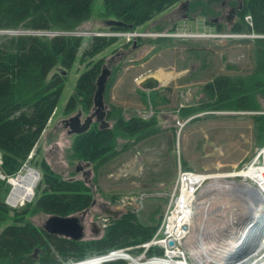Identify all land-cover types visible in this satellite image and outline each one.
<instances>
[{
    "label": "rangeland",
    "instance_id": "rangeland-1",
    "mask_svg": "<svg viewBox=\"0 0 264 264\" xmlns=\"http://www.w3.org/2000/svg\"><path fill=\"white\" fill-rule=\"evenodd\" d=\"M181 1L189 5L187 17H183L179 1L136 30L111 31L103 16V0H94L91 18L76 31L83 37L82 45L78 58L65 74L55 111L29 155L28 163L19 172L24 173L26 166L33 167L30 162L32 157L38 160L43 158L65 179L83 180L90 187L96 202L88 208L86 219L95 220L100 226L105 222L102 219L105 213L100 212L97 204L102 202L108 203V209L122 212L132 210L144 223L152 222L149 217L156 210L158 212L154 217L162 218L169 203L168 193L173 188L180 166L203 174L226 175L253 163L262 165L264 157L259 156V152L264 143L257 139L258 123L253 120V115L264 113V94H255V101L259 106L257 111L197 110V107L207 101L203 85L214 76H254L257 59L252 40L254 37H264V34L233 33L229 30L238 17L235 14L229 23L227 16L241 0ZM245 21L250 23L247 17ZM217 26L223 29L217 30ZM134 31L141 35L134 37L124 34ZM19 32L25 31H0L7 34ZM115 32L120 34H113ZM94 35L117 37L113 44L94 57V60L103 59L101 68L107 66L111 70L107 80V83H111L108 90L104 91L106 119L110 127L113 126L116 116L114 110L117 109L125 118L137 115L149 119L153 116L157 129L138 142H133L132 138L126 136H118V153L96 170L94 164L87 166L86 161L73 156L71 144L76 133H69L63 124V119L79 110L81 119L91 111L78 105L73 111L66 113L65 104L73 92L78 76L87 67V60L82 62L80 54L89 46ZM62 71L60 66H56L49 76L54 72L63 74ZM159 71L173 75L168 81H162L158 78ZM148 76L156 77L159 86L151 90L143 88L141 82ZM188 107L197 111L186 117L182 116L187 111L182 109ZM110 110L114 113L108 117ZM95 121L94 119L93 122ZM125 145L127 146L124 148ZM222 180L246 182L256 186L255 182L239 175L226 176ZM209 181L210 179L205 180L199 193ZM9 184L12 187L10 182ZM224 193H228L227 199L218 197L205 212H197L194 217L195 221L198 219L203 224L199 233L208 252L214 257V262L220 264L230 252L224 244L225 239L237 234L242 227L246 229L247 224L243 223L250 221L246 204L241 198L242 193L232 188L226 189ZM141 194L144 196L143 205L137 211ZM112 195L116 196L115 200L110 198ZM30 201L9 206L21 209ZM263 201L262 198L256 204L261 207ZM47 217L48 214L42 212L30 213V207L25 213L26 220L39 227H42ZM102 233L93 235L86 226L84 239L97 238ZM185 239L189 264H199V257L193 253L197 240ZM142 252L130 254L137 257ZM208 252L205 254L208 255ZM146 258H142V261ZM121 260L126 261V264H133L127 259ZM256 260H264V250L256 254ZM209 261L211 260H207V264Z\"/></svg>",
    "mask_w": 264,
    "mask_h": 264
},
{
    "label": "trees",
    "instance_id": "trees-1",
    "mask_svg": "<svg viewBox=\"0 0 264 264\" xmlns=\"http://www.w3.org/2000/svg\"><path fill=\"white\" fill-rule=\"evenodd\" d=\"M179 1L103 0V16L120 23L107 25L111 31H133ZM213 1L217 0H210ZM93 2L0 0V31H25L0 33V153L2 170L7 177H15L28 163L29 155L55 111L65 74L78 58L83 41V37L74 32L91 18ZM236 9L238 20L231 25V32L264 34V0H241V7ZM246 16L251 23L245 21ZM46 32L53 34H42ZM116 40L115 36L94 35L82 51L80 60H87V67L74 84L65 104L66 113L78 105L86 111L91 109L95 81L103 63L102 58L94 60V57ZM252 41L257 59L254 76H214L203 85L207 101L197 110H259L255 94H264V37H254ZM56 66L61 67L63 74L54 72L49 76ZM185 110L181 114L185 117L197 111L190 107L182 109ZM114 111L112 127L100 129L94 124L88 131L77 134L71 144L73 156L94 164L95 170L118 153V136L138 142L157 130L153 116L149 119L137 115L125 118L117 109ZM112 113L108 111V117ZM253 120L258 123L257 139L264 143V113L253 115ZM30 162L38 169L40 178L32 200L21 209L5 203L11 185L6 178H0V264H66L128 247H132L129 253H138L143 248L136 246L149 241L155 234L161 221V217H154L158 210L149 217L151 223L140 221L137 213L126 210L119 217L111 218L102 235L93 239L74 241L47 233L26 220L28 207L30 213L67 216L88 209L93 195L83 180L65 179L43 158L32 157ZM110 198L115 200L116 196ZM146 254L162 255L163 251L151 246ZM102 264H126V261L120 259Z\"/></svg>",
    "mask_w": 264,
    "mask_h": 264
},
{
    "label": "bare ground",
    "instance_id": "bare-ground-1",
    "mask_svg": "<svg viewBox=\"0 0 264 264\" xmlns=\"http://www.w3.org/2000/svg\"><path fill=\"white\" fill-rule=\"evenodd\" d=\"M172 75L173 74L170 72L159 71L158 78L162 81H168ZM261 155L264 157V147L262 151L259 152V156ZM235 175L242 176L243 178L255 182L256 186L246 182H227L222 180L226 176L230 177ZM202 179H210L209 183L205 185L204 190L196 194H191L187 191L181 199L177 201V208L174 215V219L176 220V231L179 232L181 226L185 224L187 227V230H184V232H186L185 238H194L197 240V245L193 246L195 247V252L193 253H196V256L199 257V264H206L207 260H211L212 263L216 262H214V257L208 252L207 246L201 239L199 230L202 229L203 224L198 219L195 221V213L205 212L208 206H211L213 201L218 197L227 199L228 193L226 194L224 191L229 188H232V190L237 189L239 193H242L241 198L246 204L250 221L246 229L241 228L237 234L233 236L230 235V237L227 238L228 240L225 239L224 244L228 246L227 249L231 250L241 246L240 252L244 253L234 261H227L226 264H264V260H256V254L264 249V201L261 207L256 204L258 201H262V198L264 199V159L262 165L253 163L247 168L238 171L234 170L226 175L205 174L199 177V180ZM38 181L39 173L30 166H26L24 173H19L17 176L10 179L12 187L7 197L8 203L11 206H17L26 201H30L34 196V188ZM194 209L196 211H194ZM184 241L185 243L187 242L186 239H184ZM206 252H208V255L205 254ZM108 254L109 255L105 257L92 256L83 261H77L78 263L76 264H102L104 262L120 259L132 260L133 264H184L182 261H174L175 259L172 258V253H170V258L163 254L157 258H146L145 261H142L141 256L136 257L132 254L128 255L126 251H110Z\"/></svg>",
    "mask_w": 264,
    "mask_h": 264
},
{
    "label": "built area",
    "instance_id": "built-area-1",
    "mask_svg": "<svg viewBox=\"0 0 264 264\" xmlns=\"http://www.w3.org/2000/svg\"><path fill=\"white\" fill-rule=\"evenodd\" d=\"M250 18V17H247ZM249 20V19H248ZM115 35L120 34L119 32L113 33ZM127 36H139L141 33H138L136 31L124 33ZM137 34V35H135ZM114 36V35H113ZM246 168V167H245ZM244 169V168H243ZM205 174L194 172L190 169L182 168L181 166L177 169L176 178L174 181V185L172 190L168 193L169 195V203L167 205V209L165 213L163 214V217L161 218L160 224L153 235V237L145 242L142 243L136 247H142L143 252L140 255L142 258H146L147 250L151 246H157L162 251L164 256L170 258V253H172V258H174L176 262L182 261L184 264H189L187 260V246L184 241L185 234L184 230H187V227L185 224H183L180 228V231L177 232L175 228V222L174 219L175 211L177 208V201L181 199V197L189 191L191 194L198 193L199 189L203 186L205 179L199 180V177L203 176ZM0 178L1 179H7L10 181L11 177H7L2 170V157L0 153ZM143 194H141L140 200L137 202L136 210L138 211L143 203L142 198ZM243 224H247L248 226L249 221H245ZM244 226V225H242ZM243 228V227H242ZM182 233V234H181ZM172 240L173 244L170 245L169 241ZM132 247H128L127 249H130ZM241 246H238L237 248L231 249L228 255L223 258L224 260L221 262V264H226L227 261H234L235 259L239 258V256L243 255L244 253L240 252ZM264 250V249H262ZM116 251V250H115ZM261 251V250H260ZM114 252V251H111ZM162 254V255H163ZM160 255H152L148 256V258H157ZM211 263V261H209ZM209 263V264H210ZM207 264V263H206ZM213 264V263H212ZM220 264V263H216Z\"/></svg>",
    "mask_w": 264,
    "mask_h": 264
},
{
    "label": "water",
    "instance_id": "water-1",
    "mask_svg": "<svg viewBox=\"0 0 264 264\" xmlns=\"http://www.w3.org/2000/svg\"><path fill=\"white\" fill-rule=\"evenodd\" d=\"M240 7H241V2L238 4L236 8H240ZM236 8L235 7L232 8L231 14L227 16L229 23H231L232 17L237 12ZM105 22L107 25L120 24L119 22L113 19H105ZM74 34L81 35V33L78 32H74ZM110 74H111V70L109 69V67L103 66L101 68V71L98 74L95 81L96 89L93 95V105L90 113L86 116L84 122L80 124L81 110H79L75 115H72L64 120L66 122V126L69 127L68 130L69 133L81 134L83 132L88 131L94 119L99 123L98 126L100 129L110 127V123L106 119L107 105L104 103V91L106 89V83ZM141 86L147 90H151L159 86V80L154 76H148L141 82ZM89 164L90 162L86 163L87 166ZM34 170L37 173H39L36 169ZM77 170H80V167H77ZM5 203H8L7 199L5 200ZM93 203H95V201H93ZM106 214L112 215L113 217L116 218L118 213L116 211H107ZM41 228L47 233L66 237L74 241L82 240L84 238V227L80 222L78 213L67 216L49 214L47 219L45 220V223L42 225ZM98 233L99 231H96V235ZM169 244L172 245L173 241L170 240ZM116 251H124V249H118ZM108 253L95 257H105L109 255ZM78 262H75L74 264ZM130 262L132 263L133 261L131 260Z\"/></svg>",
    "mask_w": 264,
    "mask_h": 264
},
{
    "label": "flooded vegetation",
    "instance_id": "flooded-vegetation-1",
    "mask_svg": "<svg viewBox=\"0 0 264 264\" xmlns=\"http://www.w3.org/2000/svg\"><path fill=\"white\" fill-rule=\"evenodd\" d=\"M179 5V7L181 8V9H183L182 10V13H183V17H187V15H188V10H189V5L187 6V3H185V2H183V1H180L179 3H178ZM77 113V112H76ZM75 113V114H76ZM74 114V115H75ZM72 116V115H71ZM70 117V116H69ZM68 117V118H69ZM107 117V116H106ZM85 118L86 117H84L83 119H81V116H80V124H82L83 122H84V120H85ZM65 119H67V118H65ZM65 119H63V124H64V126L65 127H67L68 129H67V131L69 130V127L68 126H66V122L64 121ZM94 124H99L97 121H95V122H93L92 124H91V126L92 125H94ZM90 126V127H91ZM99 127V126H98ZM90 129V128H89ZM84 133V132H83ZM76 135H77V133H76ZM93 201H94V199H93ZM93 201H92V204L91 205H95L96 204V202L95 203H93ZM106 205H108V203L107 202H102V203H98L97 204V206L99 207V209H100V212L101 213H105V217L104 218H102L105 222H103L102 223V225L100 226L98 223H96V221L95 220H90V221H88L86 218V216H87V212H88V209H86L85 211H83V213H82V211L81 212H78V214H79V218H80V222H81V224L83 225V227H84V236H85V228H86V226H87V228L90 230V232L93 234V235H96V231H99V233L101 234V232H103V230H104V228H105V226L107 225V223L109 222V220L111 219V218H115V217H113L112 215H107L106 214V212L107 211H116L118 214H117V217H119L123 212L122 211H120V210H112V209H108L107 208V206ZM103 215V214H102ZM116 217V218H117ZM84 239V238H83Z\"/></svg>",
    "mask_w": 264,
    "mask_h": 264
}]
</instances>
